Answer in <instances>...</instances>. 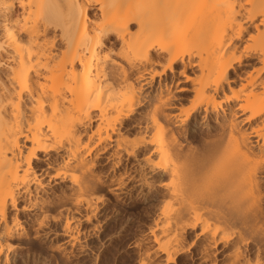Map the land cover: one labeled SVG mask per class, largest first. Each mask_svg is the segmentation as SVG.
<instances>
[{
  "label": "bare ground",
  "instance_id": "bare-ground-1",
  "mask_svg": "<svg viewBox=\"0 0 264 264\" xmlns=\"http://www.w3.org/2000/svg\"><path fill=\"white\" fill-rule=\"evenodd\" d=\"M143 215L138 264H264V0H0V264Z\"/></svg>",
  "mask_w": 264,
  "mask_h": 264
},
{
  "label": "rangeland",
  "instance_id": "rangeland-1",
  "mask_svg": "<svg viewBox=\"0 0 264 264\" xmlns=\"http://www.w3.org/2000/svg\"><path fill=\"white\" fill-rule=\"evenodd\" d=\"M145 215H148V214H145ZM145 215H143V217L141 216L142 217V218H140L141 222H139V219L136 220V222L133 221L136 224L133 222H131L132 225H130L131 223L127 224L123 219H121V220L118 219V221L116 220V222L114 224H112L113 227H115V228L117 227L116 229H118V228L120 229V227H121L122 229H120V230L118 229V231L121 232V230H122V234L120 233V237H118L115 240V242L112 243V245L108 246L107 247L108 249L106 248L107 250L106 249H105V251L102 250L103 253L101 252V256L104 257V258L102 257L103 258L102 264H136L138 262L137 259L139 258L140 251H138V248H136L137 250L135 248H133V249H135V250H133L130 246H131V242H133L134 239L140 238L138 236L141 235V233H142L141 231L143 229V228L140 229L141 226L144 224H147V222H148L147 221L148 216H145ZM132 229H133V231H132ZM194 251H195V249L193 248V249H191V253L190 252L188 253L186 251L185 253H183L184 255L179 254L175 259L176 261L174 260V263H172V264H195L194 262H196L195 258H197V256H195L196 253L194 254ZM105 252H107V253H105ZM137 252L139 254H137ZM185 254H187V255H185ZM191 254H193L195 257H193V255H191ZM84 262L86 263V261H84ZM157 264H166V262H165V260H161L160 262L158 261Z\"/></svg>",
  "mask_w": 264,
  "mask_h": 264
}]
</instances>
